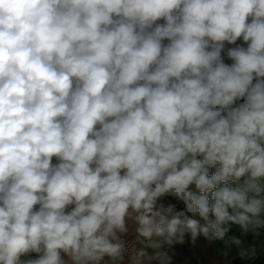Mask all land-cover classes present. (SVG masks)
<instances>
[{"label": "clouds", "instance_id": "9594fccd", "mask_svg": "<svg viewBox=\"0 0 264 264\" xmlns=\"http://www.w3.org/2000/svg\"><path fill=\"white\" fill-rule=\"evenodd\" d=\"M189 235L264 238V0H0V264Z\"/></svg>", "mask_w": 264, "mask_h": 264}, {"label": "crops", "instance_id": "0c3cea01", "mask_svg": "<svg viewBox=\"0 0 264 264\" xmlns=\"http://www.w3.org/2000/svg\"><path fill=\"white\" fill-rule=\"evenodd\" d=\"M230 235L239 236L240 233L237 229L233 228ZM249 241L251 237L247 238ZM193 253L192 259L198 264H264V238H261L259 247L257 248V256L255 259H241L238 255L233 254L230 257L221 255V245L219 242L210 241L209 239L201 236V239L193 240ZM177 264H182V261L177 260Z\"/></svg>", "mask_w": 264, "mask_h": 264}, {"label": "rangeland", "instance_id": "374dc122", "mask_svg": "<svg viewBox=\"0 0 264 264\" xmlns=\"http://www.w3.org/2000/svg\"><path fill=\"white\" fill-rule=\"evenodd\" d=\"M203 223V222H202ZM201 236L202 235H200V236H198V237H196V238H192L190 235L189 236H186V239H187V248H188V250L189 251H191L192 253H193V240H196V239H201ZM175 252H176V258H177V260H179V261H182V264L186 261V258H185V256H184V253H183V250H182V247H181V245H176L175 246Z\"/></svg>", "mask_w": 264, "mask_h": 264}, {"label": "trees", "instance_id": "16d2710c", "mask_svg": "<svg viewBox=\"0 0 264 264\" xmlns=\"http://www.w3.org/2000/svg\"><path fill=\"white\" fill-rule=\"evenodd\" d=\"M187 239L185 238V243L181 245L186 261L183 264H198L192 259V253L187 248Z\"/></svg>", "mask_w": 264, "mask_h": 264}, {"label": "built area", "instance_id": "2783aa9c", "mask_svg": "<svg viewBox=\"0 0 264 264\" xmlns=\"http://www.w3.org/2000/svg\"><path fill=\"white\" fill-rule=\"evenodd\" d=\"M238 43H240V42L238 41ZM226 62H229L230 63V61H227V60H226Z\"/></svg>", "mask_w": 264, "mask_h": 264}]
</instances>
